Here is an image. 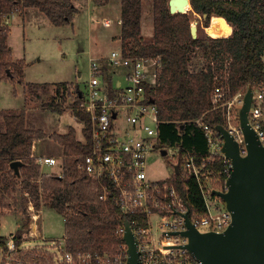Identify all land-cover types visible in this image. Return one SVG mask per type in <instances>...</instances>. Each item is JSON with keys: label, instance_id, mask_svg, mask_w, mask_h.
<instances>
[{"label": "trees", "instance_id": "trees-1", "mask_svg": "<svg viewBox=\"0 0 264 264\" xmlns=\"http://www.w3.org/2000/svg\"><path fill=\"white\" fill-rule=\"evenodd\" d=\"M76 1L0 0L2 79L22 80L25 66L24 60L13 58L8 45L10 28L4 25L5 18L26 8H36L47 14L55 26L68 25L79 12ZM93 1L104 5L110 0ZM191 7L202 15L205 27L210 25L213 16H224L233 27L232 33L224 37H194L189 12L172 13L169 0H154L155 33L151 42H145L141 30L142 0H121L120 39L122 47L131 54L159 56L157 85L151 93L158 105L159 136L163 145L179 143L183 149L203 157L209 154L208 140L194 119L203 115L204 120L213 126L225 124L223 109L216 107L213 99L215 88L226 87V98L264 79V0H191ZM197 49L203 52L205 66L192 69L190 62ZM7 69L12 72L8 73ZM28 85L35 87L36 84ZM64 86L66 82L56 84L57 94ZM77 105L73 104V112L85 122L83 133L87 142L77 138L73 126L66 133L51 134L64 147L62 177L40 172V166L31 154L36 141L46 138L47 134L31 125L26 109L0 111V197L6 199L21 185L24 194H30L37 208L43 203L65 217V234L70 248L109 250L121 241L115 234L117 226L134 218L142 221L143 214H122L111 198L112 194L102 200V184L78 168V158L74 156L90 151L92 138L89 115ZM55 111L62 112L63 109L56 108ZM14 160L23 161L21 180L11 168ZM215 165L220 167V162ZM168 180L176 185L192 214L206 211L194 178L186 179L175 172ZM26 194L22 199L17 197L24 211L30 199Z\"/></svg>", "mask_w": 264, "mask_h": 264}, {"label": "built area", "instance_id": "built-area-1", "mask_svg": "<svg viewBox=\"0 0 264 264\" xmlns=\"http://www.w3.org/2000/svg\"><path fill=\"white\" fill-rule=\"evenodd\" d=\"M9 19L10 15L5 18V26L9 25ZM262 58L264 60V51ZM88 67V78L82 87L66 83L57 94L58 101L63 103L66 97L78 104L91 120V150L74 156L78 158V168L102 184V200L112 194L122 214H143L142 221L129 220L140 244L138 264H202L185 247L188 238L180 232L187 228L183 215L187 211L191 222L201 231L222 232L231 223V211L215 192L228 190L227 180L232 172L231 158L222 151L223 135L202 115L194 122L207 137L208 155L198 157L179 143L163 145L159 136L158 105L152 101L151 93L157 85L159 56L131 54L127 49L117 48L108 55L90 56ZM250 87L253 99L248 116L264 144V79L226 98L224 86L216 87L213 93L216 107L223 109L224 126L237 140L243 156L248 154V148L239 115ZM173 147L177 154L173 172L178 164L176 173L196 180L204 199V212L192 214L183 195L168 179L148 177L146 168L151 156L163 149L168 153ZM31 155L40 166V172L45 166L60 164V158L42 153L36 143ZM217 161L220 167L215 165ZM52 173L64 176L63 168ZM24 212L27 221L17 220L9 235L0 236V264H126L127 220L117 226L115 234L121 241L112 249L84 251L70 248L65 233L57 238L45 237L39 222L43 211L36 208L33 201L26 203Z\"/></svg>", "mask_w": 264, "mask_h": 264}, {"label": "rangeland", "instance_id": "rangeland-1", "mask_svg": "<svg viewBox=\"0 0 264 264\" xmlns=\"http://www.w3.org/2000/svg\"><path fill=\"white\" fill-rule=\"evenodd\" d=\"M82 3L87 7V0H83ZM153 6L154 0H142L141 30L145 42H151L155 33ZM188 7L191 25H195L197 28L196 36H212L207 31L209 26L203 25L202 15L195 12L190 4ZM27 12L23 10L10 14V42L15 56H21L29 62L25 80L41 85H45L47 82V86H30L27 94H24V88L18 79L11 77L10 79H0V111L20 107V103L26 95V99L32 104L31 109L34 110L29 113L28 121L31 125L37 124L36 127L41 125L47 130L56 128L54 131L58 130L60 133H65L69 125L79 130L80 123L74 120L72 114L73 103L66 97L62 99L64 104L58 101L56 86L52 83L55 85L58 82L77 83L82 87L83 82L88 78L90 56L108 55L113 49L124 48L122 40L117 36L121 31V0H111L108 5L100 6L92 11L85 10L83 14L75 17L74 25H65L61 28H57L51 23L48 15L41 11L40 15L35 17H30ZM27 16L34 19L33 23L44 22V25L35 26L27 23L24 26L23 22ZM106 18L107 20H105ZM104 21L106 22L104 23ZM9 25L6 26L9 28ZM37 28L41 30L36 32ZM231 30V28L227 30L228 34ZM227 32L219 37L226 36ZM190 64L192 69H200L205 66L203 52L200 49L194 52ZM7 70L12 72L11 69ZM56 108L64 109L65 114L60 115L59 112L54 111ZM81 134L80 132V136ZM50 147L53 153H58L61 150V147L53 142L50 143ZM175 157H177L175 147L170 148L166 155L153 154L146 168L149 179L170 178L174 174L173 160ZM57 166L55 165L51 169L58 170ZM17 197H24V194L13 192V195H7L6 199L0 197V216H3L0 236L9 235L14 230L15 219L21 223L27 221L22 204L19 202L20 198ZM39 222L40 229L47 238L61 237L65 233L63 215L54 209H44Z\"/></svg>", "mask_w": 264, "mask_h": 264}, {"label": "water", "instance_id": "water-1", "mask_svg": "<svg viewBox=\"0 0 264 264\" xmlns=\"http://www.w3.org/2000/svg\"><path fill=\"white\" fill-rule=\"evenodd\" d=\"M187 4L191 5V0H169L172 13H187ZM190 28L193 36L197 37L196 26L191 25ZM207 31L210 33L209 28ZM252 94L250 87L239 115L248 154L243 156L239 152L237 140L224 125L217 126L225 139L222 151L232 161V172L227 180L228 190L215 191L231 211L229 227L222 232L201 231L191 222L188 211L183 214L187 228L180 233L188 238L185 247L202 264H264V144L251 126L248 116ZM161 153L166 155L167 150L163 149ZM20 165L21 160H14L11 168L18 171ZM178 171L176 164L175 172ZM125 227L124 240L128 245L126 264H138L140 244L129 220L125 222Z\"/></svg>", "mask_w": 264, "mask_h": 264}, {"label": "crops", "instance_id": "crops-1", "mask_svg": "<svg viewBox=\"0 0 264 264\" xmlns=\"http://www.w3.org/2000/svg\"><path fill=\"white\" fill-rule=\"evenodd\" d=\"M82 1L83 0H77L75 3H76V6L78 7V9H79V12H78V14L76 15V16H78V15H80V14H83V12L85 11V10H89V11H92V10H95V8H98V7H100V6H105V5H108L109 3H110V1H109V3H107V4H104V5H102V4H96L93 0H87L88 1V3H87V7L86 6H84V4L82 3ZM24 11H28L27 13H28V15L30 16V17H35V16H39L40 14V11L38 10V9H36V8H26V9H24ZM22 12V11H21ZM17 13V12H16ZM13 14V13H12ZM42 15V14H41ZM30 17H26V19L24 20L25 22H23V24H24V26L25 25H27V23H31V24H34L35 26H43L44 25V22H42V23H33V21H34V19H30ZM42 17V16H41ZM120 17H121V15H120ZM214 17V16H213ZM213 17H212V19H213ZM104 18V17H103ZM75 19V18H74ZM73 19V21L71 22V24L72 25H74L75 23H76V21ZM105 20H107V18L105 19ZM51 21V20H50ZM75 21V22H74ZM143 21V20H142ZM106 21H104V23H105ZM52 23V22H51ZM120 23H121V25H122V22L120 21ZM71 24H68V25H71ZM63 26H65V25H63ZM63 26H56L57 28H61V27H63ZM105 26V25H104ZM107 27H109V26H107ZM9 28H10V30H11V27H10V25H9ZM230 28L232 29V31H233V27L232 26H230ZM36 30V32H38V31H40L41 29L40 28H37V29H35ZM230 30V29H229ZM121 32H122V30L120 31V33L119 34H117V36H118V39H120V35H121ZM9 33H10V31H9ZM232 33V32H231ZM11 34V33H10ZM227 34H228V32H227ZM226 34V35H227ZM228 35H230V34H228ZM8 45H9V47L11 48V51L13 52V58L15 59V60H24L25 61V58H22L21 56H19V57H16L15 56V54H14V51H13V46H12V43L10 42V35H9V38H8ZM100 55V54H99ZM26 62V65L24 66V75H23V77H22V80H18V82L19 83H21V85L23 86V91H24V94H27V91H29V88H30V85H28V84H33V83H35L36 85L35 86H38V84L36 83V82H30V81H26L25 80V75H26V71H27V69H28V67H29V62H27V61H25ZM79 75H80V73H79ZM0 79H2L1 78V74H0ZM47 83V82H46ZM45 83V84H46ZM58 83H60V82H58ZM54 86H56L55 85V83H52ZM39 85H41V84H39ZM32 101H33V99H32ZM28 102H29V100L28 99H26V95L24 96V99H23V101L20 103L21 104V106L20 107H16V108H11V109H26V112H27V116H28V118H29V113L32 111V112H34V110L33 109H31V105L32 104H30V102H29V104H28ZM2 110H7V109H2ZM55 111V110H54ZM65 110L63 109V111L62 112H59V114L61 115V114H65V112H64ZM36 112V111H35ZM58 112V111H57ZM72 113V112H71ZM73 114V117H74V120L75 121H77V122H79L80 123V129L78 130L77 128H75L76 129V131H77V138L78 139H80L81 141H85V135H84V133H83V129H84V126H85V123H84V121L82 122V121H80L77 117H76V115L74 114V112L72 113ZM39 123H41V122H39ZM37 126V124H35L34 125V127H36ZM70 126H72V125H69V127ZM69 127L67 128V130L65 131V133L68 131V129H69ZM36 128H41L42 130H44L45 131V133L47 134V137L46 138H43V139H39V141H36V145H38L39 147H40V149H41V152L42 153H44V154H50V155H56L57 154V156L60 158V164H58V170H55V169H51V168H53V166H45L44 168H43V171H41V173L42 174H49V173H52V172H54V171H61L62 170V168H63V159H64V157H63V145H61L58 141H56L55 139H53L52 137H51V134L52 133H60L58 130H57V132H55L54 130H56V128H51V129H45L44 127H42L41 125H39L38 127H36ZM80 132L82 133L81 134V136H80ZM51 142H53V143H56V144H58L60 147H61V150L58 152V153H53V152H51V147H50V143ZM22 165H23V161H22ZM22 165H20L19 166V168H18V171H15V169L13 168V170L15 171V173H17V175H18V177H19V179L21 180V178H22V176L20 175V167L22 166ZM55 166V165H54ZM22 186L21 185H18V188H17V191H16V194H17V192H18V194H21V193H23L24 194V192L22 191V188H21ZM22 194V195H23ZM26 194V193H25ZM24 194V195H25ZM30 195V194H29ZM28 194H26V196L27 197H29L30 198V196H29ZM31 199V200H30ZM29 199V201L30 202H32V198H30ZM28 201V202H29ZM34 203V202H33ZM42 203V202H41ZM36 207V206H35ZM42 207V208H41ZM41 207L39 208V209H42V211L44 212V209H46V208H49V207H47V206H45L43 203L41 204ZM37 208V207H36ZM51 209H54V208H52V207H50ZM49 208V209H50ZM55 210V209H54ZM56 211V210H55ZM43 212H42V214H43ZM1 218H0V225H1V221H2V215L0 216ZM63 219H64V224H65V217L63 216ZM15 221H17V219H15Z\"/></svg>", "mask_w": 264, "mask_h": 264}, {"label": "bare ground", "instance_id": "bare-ground-1", "mask_svg": "<svg viewBox=\"0 0 264 264\" xmlns=\"http://www.w3.org/2000/svg\"><path fill=\"white\" fill-rule=\"evenodd\" d=\"M189 4H187V11L189 9ZM195 26V25H194ZM210 34L215 37L223 36L227 30L230 29V24L227 22L225 17L223 16H214L212 19V23L209 25Z\"/></svg>", "mask_w": 264, "mask_h": 264}]
</instances>
